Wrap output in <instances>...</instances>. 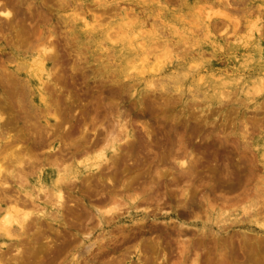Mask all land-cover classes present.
<instances>
[{
	"label": "rangeland",
	"instance_id": "obj_1",
	"mask_svg": "<svg viewBox=\"0 0 264 264\" xmlns=\"http://www.w3.org/2000/svg\"><path fill=\"white\" fill-rule=\"evenodd\" d=\"M3 9L0 219L29 217L0 231V264H264V0ZM41 46L43 90L26 70Z\"/></svg>",
	"mask_w": 264,
	"mask_h": 264
},
{
	"label": "bare ground",
	"instance_id": "obj_2",
	"mask_svg": "<svg viewBox=\"0 0 264 264\" xmlns=\"http://www.w3.org/2000/svg\"><path fill=\"white\" fill-rule=\"evenodd\" d=\"M4 5V4H3ZM10 5V4H9ZM11 6V5H10ZM2 7V6H1ZM4 7H6V6H4ZM3 7V8H4ZM9 10V9H8ZM11 10V9H10ZM116 10V9H115ZM6 11V10H5ZM12 13V12H11ZM0 14H2V16L4 15L6 18H8L9 19V17L8 16H10L9 15V11H7V12H4V9H3V12H0ZM17 14V13H16ZM122 14L125 16V17H127V16H129L130 15V12H128V11H126V10H123L122 11ZM81 15V14H80ZM79 15V16H80ZM83 15V14H82ZM1 16V15H0ZM3 16V17H4ZM13 16V15H12ZM4 17V18H5ZM14 17V16H13ZM11 20H13V18L11 19ZM15 20V19H14ZM134 21V20H133ZM5 23V22H4ZM10 22H8V24H9ZM18 23V22H17ZM47 23V22H46ZM97 23V22H96ZM3 24V23H2ZM15 25H16V23H15ZM9 26V25H8ZM143 30L145 31V32H149L151 29H152V27H153V25H151V26H145L144 24H143ZM2 30V29H1ZM149 30V31H148ZM141 32V31H140ZM136 36V35H135ZM51 39V38H50ZM47 41V40H46ZM48 42V41H47ZM40 44L42 45V46H44V44L42 43V42H40ZM40 44H39V46H40ZM51 44V43H50ZM48 45V46H51V45ZM35 45V44H34ZM36 46V45H35ZM41 46V47H42ZM31 48V47H30ZM48 48L49 47H47V50H48ZM51 48V47H50ZM29 49V48H28ZM32 49H34L35 50V47L33 48V46H32ZM31 49V50H32ZM37 49H39L38 48V45H37ZM36 49V50H37ZM41 49V48H40ZM52 49V48H51ZM51 49L50 50H48L49 52L51 51ZM26 51V50H25ZM47 51V52H48ZM154 51V50H153ZM29 52V51H28ZM31 52V51H30ZM25 53V52H24ZM148 53V52H147ZM46 54V47H42V49L40 50V51H36V52H34V51H32V55H31V59H32V62L30 63V62H28V63H30V65H28L27 66V72H29V73H31L33 76H35V77H38V83H40L39 84V86H38V88L40 89V90H43V87H45V86H43V84H44V80H47V79H49V77H50V74L48 73V69H46V64H45V58H44V55ZM8 55V54H7ZM48 55H49V53H48ZM48 55H46V56H48ZM161 56V55H160ZM50 57V56H49ZM146 57V56H145ZM47 58V57H46ZM47 59H49V58H47ZM146 59V58H145ZM159 60V59H158ZM147 62V61H146ZM1 63V62H0ZM27 63V62H26ZM54 64V63H53ZM5 68V67H4ZM20 69V68H19ZM49 69H50V67H49ZM54 70V69H53ZM14 72V71H13ZM53 72V71H52ZM8 73V72H7ZM28 73V74H29ZM14 74V73H13ZM1 76V75H0ZM7 76V75H6ZM9 76V75H8ZM3 77H5V74H3ZM6 78V77H5ZM13 78V77H12ZM0 79H2V78H0ZM4 81V80H3ZM7 81H8V79H7ZM19 81V80H18ZM5 82V81H4ZM48 82V81H47ZM50 82V81H49ZM11 84V83H10ZM46 84V83H45ZM51 84V83H50ZM135 84V83H134ZM12 85V84H11ZM133 85V84H132ZM153 85V84H152ZM17 86V85H16ZM150 86V85H149ZM7 87H9V85L7 86ZM11 87V86H10ZM3 88V87H2ZM5 89V88H4ZM13 89V88H12ZM18 89V88H17ZM28 89H29V87H28ZM9 91V90H8ZM11 91H13V90H11ZM20 91H22V90H20ZM29 91V90H28ZM46 91V90H45ZM3 92V91H2ZM14 92V91H13ZM18 91H16L15 92V94L17 93ZM44 92V91H43ZM49 92H51V91H49ZM21 93V92H20ZM40 93V92H39ZM46 93H48V92H46ZM14 94V93H13ZM44 94V93H43ZM50 94V93H49ZM21 95V94H20ZM19 95V96H20ZM222 95V94H221ZM42 96V95H41ZM15 97V96H14ZM43 97V96H42ZM52 97V96H51ZM3 98V97H2ZM5 99V98H4ZM19 99V98H18ZM53 99V98H52ZM22 100V99H21ZM58 100V99H57ZM27 101V100H26ZM52 101V100H51ZM0 102H1V100H0ZM20 102V101H19ZM32 103V102H31ZM49 103V102H48ZM13 104V103H12ZM24 104V103H23ZM54 104V103H53ZM21 105V104H20ZM25 105V104H24ZM4 106V105H3ZM22 108H23V110H24V107L22 106ZM51 108V107H50ZM21 109V108H20ZM29 110V109H28ZM56 110V109H55ZM57 111V110H56ZM47 112V111H46ZM61 113V112H60ZM32 114V113H31ZM58 114V113H57ZM39 118V117H38ZM3 125V124H2ZM48 126V125H47ZM53 127H56V126H53ZM49 128H51V127H49ZM54 130V129H53ZM52 130V131H53ZM51 131V132H52ZM122 131V130H121ZM1 132V131H0ZM9 133H10V131H8ZM87 132V131H86ZM4 134V133H3ZM7 134V133H6ZM84 134V133H83ZM110 134L112 135V133L110 132ZM40 135V134H39ZM54 135H55V132H54ZM56 135H57V133H56ZM55 135V136H56ZM43 136V135H42ZM108 136V135H107ZM65 137V136H64ZM113 137V136H112ZM61 138V137H60ZM104 138V137H103ZM42 139V138H41ZM83 139V138H82ZM96 139V138H95ZM94 139V140H95ZM102 139V138H101ZM111 139V138H110ZM113 139V138H112ZM15 141V140H14ZM97 141V140H96ZM109 141V140H108ZM104 143H106V142H104ZM107 143H109V142H107ZM106 143V144H107ZM65 144V143H64ZM85 144V143H84ZM83 144V145H84ZM6 145V144H5ZM13 145V144H12ZM11 146V145H10ZM9 146V147H10ZM74 146V145H73ZM96 146V145H95ZM112 147V146H111ZM125 147V146H124ZM90 148V147H89ZM87 149V148H86ZM85 149V150H86ZM95 149V148H94ZM101 149V148H100ZM99 149V150H100ZM119 148H113V151L114 152H116L117 150H118ZM121 149L123 150V147H121ZM15 150V149H14ZM89 150V149H88ZM124 150H125V148H124ZM1 151V150H0ZM84 151V150H83ZM17 152V151H16ZM91 152V151H90ZM67 153V152H66ZM87 153V152H86ZM129 153V152H128ZM18 154H19V152H18ZM120 154V153H119ZM131 154V153H130ZM16 155V154H15ZM62 155H64V154H62ZM128 155V154H127ZM190 155V154H189ZM12 156V155H11ZM14 156V155H13ZM115 156H116V159H117V155L115 154ZM121 156V155H120ZM124 156V155H123ZM114 157V156H113ZM124 157H126V156H124ZM20 158V157H19ZM111 158V157H110ZM10 159V158H9ZM13 160H11V161H14V158H12ZM15 159H16V157H15ZM115 159V157H114V160H116ZM17 160H18V158H17ZM111 160V159H110ZM113 160V159H112ZM113 160V161H114ZM119 160V159H118ZM194 160V159H193ZM10 161V162H11ZM20 161V160H19ZM107 161H108V158H107V154L105 153V151L103 152V153H100L99 155H97L95 158H93L92 160H88L87 162H85L84 163V165H83V167L85 168V169H87V170H89V171H92V172H97V171H101V169H100V167H101V165H102V163L103 162H106L107 163ZM120 161V160H119ZM135 161V160H134ZM192 161V160H191ZM5 162V161H4ZM33 162V161H32ZM123 162V161H122ZM188 162V161H187ZM12 163V162H11ZM15 163V162H14ZM17 163V162H16ZM20 163V162H19ZM23 163V162H22ZM34 163V162H33ZM111 163V162H110ZM13 164V163H12ZM108 164V163H107ZM113 164V163H112ZM116 164V163H115ZM132 164V163H131ZM6 165V164H5ZM196 165V164H195ZM4 166V165H3ZM27 166V165H26ZM104 166H105V164H104ZM125 166V165H124ZM23 167V166H22ZM126 167V166H125ZM194 167V166H193ZM30 168V167H29ZM32 168V167H31ZM107 168V167H106ZM181 168V167H180ZM184 168V167H183ZM195 168V167H194ZM4 169H5V167H4ZM16 169V168H15ZM185 169V168H184ZM191 170H192V168H190ZM190 169H188V170H190ZM1 170V169H0ZM11 170V169H10ZM182 170V169H181ZM180 170V171H181ZM187 170V169H186ZM190 170V171H191ZM2 171V170H1ZM7 171V170H6ZM21 171H22V168H21ZM103 171V170H102ZM104 171H105V168H104ZM184 171V170H183ZM189 171V172H190ZM193 171V170H192ZM191 171V172H192ZM15 172V171H14ZM20 172V171H19ZM126 172V171H125ZM17 173V172H16ZM103 173V172H102ZM21 174V173H20ZM116 174V173H115ZM114 174V175H115ZM183 174V173H182ZM189 174H191V173H189ZM180 175V174H179ZM3 176V175H2ZM5 176V175H4ZM97 176V175H96ZM187 176V175H186ZM191 176V175H190ZM0 177H1V175H0ZM75 177V179H78V176H74ZM109 177V176H108ZM108 177H107V179H108ZM184 178H185V175L183 176ZM188 177V176H187ZM6 178V177H5ZM14 178H16V177H14ZM59 178V177H58ZM64 178V177H63ZM84 178V177H83ZM86 178V177H85ZM84 178V179H85ZM91 178V177H90ZM99 178V177H98ZM106 179V178H105ZM8 180V179H7ZM6 180V181H7ZM11 180V179H10ZM82 180V179H81ZM189 180V179H188ZM4 181V180H3ZM9 181V180H8ZM57 181H61L60 179L59 180H57ZM115 181V180H114ZM69 182V181H68ZM81 182V181H80ZM6 183H8V182H6ZM15 183V182H14ZM78 183V182H77ZM5 184V181L1 184V185H4ZM61 185V184H60ZM1 187H3V186H1ZM4 187H6L5 185H4ZM65 188V187H64ZM103 188V187H102ZM3 189V188H2ZM98 189V188H97ZM54 197H55V201H53V202H56V205H58V207H60L61 206V204H62V200H63V196H62V191H61V189H60V187L59 186H55V188H54V195H53ZM30 197V196H29ZM16 198V197H15ZM31 198V197H30ZM48 198V197H47ZM13 199V198H12ZM35 199V198H34ZM54 200V199H53ZM64 201V200H63ZM13 202V201H12ZM52 202V201H51ZM13 203H15V202H13ZM16 204V203H15ZM27 204H28V202H27ZM33 204V203H32ZM17 205V204H16ZM22 205V204H21ZM34 205V204H33ZM13 206V205H12ZM11 206V207H12ZM31 206V205H30ZM35 206V205H34ZM10 207V208H11ZM19 207V206H18ZM38 207H39V205H38ZM14 207H12V209H13ZM61 208H62V206H61ZM60 208V209H61ZM1 210H3V208H0ZM12 209L11 210H9V211H6L5 212V214H3L4 216H2L1 217V219H0V231L2 230V231H4V234H5V236H7V237H9V238H12L14 235L11 233V227L13 226V225H15L17 228V230H19V231H23V230H25L24 229V227H25V223H26V221H27V219H28V217H29V215H28V213H22V214H19V216L17 215H14L13 214V212H15V211H12ZM18 209V208H17ZM22 209V208H21ZM20 209V210H21ZM36 209V208H35ZM26 211V210H25ZM29 212V211H28ZM104 212H106V211H103V213ZM17 213H19V211L17 212ZM110 213V212H109ZM105 214V213H104ZM106 215V214H105ZM54 216V215H53ZM107 216V215H106ZM105 216V217H106ZM110 217V216H109ZM55 218V217H54ZM30 219V218H29ZM28 222V221H27ZM35 226V225H34ZM15 229V230H16ZM12 231H13V229H12ZM26 231V230H25ZM22 233V232H21ZM28 234V233H27ZM16 235V234H15ZM18 235V234H17ZM18 236H20V235H18ZM23 236H25V235H23ZM22 240V239H21ZM20 240V241H21ZM6 244V242H3V243H1V246L3 247L4 245ZM11 245V244H10ZM9 245V246H10ZM8 246V245H7ZM6 246V247H7ZM22 246V245H21ZM8 248V247H7ZM9 249V248H8ZM1 250V249H0ZM3 250V249H2ZM10 250H12V249H10ZM15 250L17 251V253H18V255H20L21 256V254H22V252L20 251L21 249H19L18 248V246H16L15 247ZM8 252V251H7ZM4 253H6V251L4 252ZM3 254V253H2ZM8 254V253H7ZM6 254V255H7ZM10 254V253H9ZM26 255V254H25ZM20 256H18L19 258H20ZM2 257V256H1ZM4 257V256H3ZM15 257V256H14ZM6 258V257H5ZM8 258V257H7ZM17 258V257H16ZM22 258V257H21ZM12 259H14V258H12ZM2 260H3V258H2ZM1 261V260H0ZM4 261V260H3ZM22 261V260H21ZM19 263H20V261H19ZM16 264V263H15Z\"/></svg>",
	"mask_w": 264,
	"mask_h": 264
}]
</instances>
